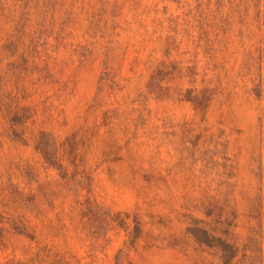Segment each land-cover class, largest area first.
I'll list each match as a JSON object with an SVG mask.
<instances>
[{
  "label": "rangeland",
  "instance_id": "obj_1",
  "mask_svg": "<svg viewBox=\"0 0 264 264\" xmlns=\"http://www.w3.org/2000/svg\"><path fill=\"white\" fill-rule=\"evenodd\" d=\"M0 264H264V0H0Z\"/></svg>",
  "mask_w": 264,
  "mask_h": 264
}]
</instances>
